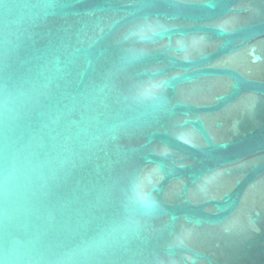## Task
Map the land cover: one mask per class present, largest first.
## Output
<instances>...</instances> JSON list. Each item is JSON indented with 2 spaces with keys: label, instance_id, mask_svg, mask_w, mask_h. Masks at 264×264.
Instances as JSON below:
<instances>
[{
  "label": "water",
  "instance_id": "95a60500",
  "mask_svg": "<svg viewBox=\"0 0 264 264\" xmlns=\"http://www.w3.org/2000/svg\"><path fill=\"white\" fill-rule=\"evenodd\" d=\"M0 264H264V0H0Z\"/></svg>",
  "mask_w": 264,
  "mask_h": 264
}]
</instances>
